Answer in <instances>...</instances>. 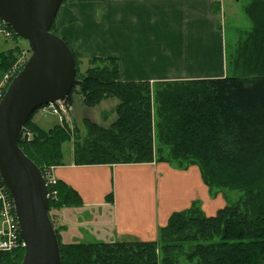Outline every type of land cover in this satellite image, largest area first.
Wrapping results in <instances>:
<instances>
[{"label": "trees", "instance_id": "16d2710c", "mask_svg": "<svg viewBox=\"0 0 264 264\" xmlns=\"http://www.w3.org/2000/svg\"><path fill=\"white\" fill-rule=\"evenodd\" d=\"M246 13L252 17L255 35L253 51L246 46L243 54L244 67L251 74L247 77L165 82L154 93L149 82L122 81L118 59H93L82 73L74 53L76 85L86 105L96 107L110 98L119 103L112 127L86 120L96 136L77 146L76 165L155 162L159 154L154 135L156 94L163 120L158 135L171 147V158L199 165L211 191L214 187L238 190L242 196L214 216H205L202 209L196 213L197 203L175 212L161 228V263L159 241L64 243L57 230L63 264H180L178 253L186 254L193 264H264V0H253ZM55 23L52 31L58 34ZM19 53L18 48L2 55L4 72L17 62ZM72 95L73 91L67 102H73ZM33 117L26 125L33 138L22 137L20 146L42 171L64 165L62 144L70 139V129L56 125L45 130ZM54 134L62 138L55 139ZM54 189L58 200L51 202L50 211L83 204L79 193L65 182L57 180ZM24 254L25 249L0 251V264H21Z\"/></svg>", "mask_w": 264, "mask_h": 264}, {"label": "crops", "instance_id": "0c3cea01", "mask_svg": "<svg viewBox=\"0 0 264 264\" xmlns=\"http://www.w3.org/2000/svg\"><path fill=\"white\" fill-rule=\"evenodd\" d=\"M242 1L66 0L56 30L79 58L80 69L86 65L82 73L93 59L116 58L125 82L224 78L229 76L227 43L224 25L217 22ZM3 40L8 41L0 39L1 56L20 45ZM5 74L0 66V84ZM54 174L83 200L80 206L59 209L64 243L154 240L175 212L194 202L204 201L203 207L213 204L197 165L188 169L156 161L76 165L66 158L64 165L54 167Z\"/></svg>", "mask_w": 264, "mask_h": 264}, {"label": "water", "instance_id": "95a60500", "mask_svg": "<svg viewBox=\"0 0 264 264\" xmlns=\"http://www.w3.org/2000/svg\"><path fill=\"white\" fill-rule=\"evenodd\" d=\"M65 1L0 0V18L32 51L0 101V176L14 200L25 243L21 264H63L46 179L20 140L37 110L66 99L76 85L74 52L52 31Z\"/></svg>", "mask_w": 264, "mask_h": 264}, {"label": "rangeland", "instance_id": "374dc122", "mask_svg": "<svg viewBox=\"0 0 264 264\" xmlns=\"http://www.w3.org/2000/svg\"><path fill=\"white\" fill-rule=\"evenodd\" d=\"M249 1L251 2H247L243 0L240 4H238L234 12L227 11L226 14L223 15V20L221 21V19L219 18L217 22V25L219 27L224 25V29H222V31L224 32V38L227 43L226 59H227V67H228L229 76L247 77L251 75L250 70L244 67L245 59L243 57V54L246 50V46L250 49V53H251L254 49V43H255L254 42L255 35L252 33L253 31L252 28L254 25L251 20L252 17L246 13L248 6L252 3L253 0H249ZM55 26H56V23H55ZM0 39L8 40V41L3 40V42L5 43L20 44V45H17L13 49L15 50L19 48V52H20L18 56L19 58L17 62L13 65V67L9 71L6 72L5 75L11 72L20 63H24V66H25V64L28 62V58L25 57V53H27L30 56L32 54V51L29 49L28 41L24 40L23 38L17 37L14 32L13 34L12 33L10 34V31H8L7 33L0 31ZM0 57L2 56L0 55ZM85 70H86V65L82 66V68L80 69L81 72H84ZM151 86H152L154 93L158 91L160 88L165 87V85H162V83H154V84H151ZM72 99H73V102H71L72 104L71 106L73 107V111L71 113L69 112L68 115L66 114L64 115V116H67V118L65 117L66 119L64 121H61L60 115L54 114L51 110L47 108H42V107L39 110H37V112L34 114V117H33V120L37 122V124L40 123L45 128H50V127L53 128L56 125H60L64 129L66 128L70 129L71 131L70 139L67 140L66 142H63L62 144V152L64 155L65 163H66V158L69 159V161L74 162L75 151H76L77 146L86 144L90 139L96 136V134H94L92 130L89 129V127L86 125V120L97 122L101 124V126L104 128H110L112 127V124L115 122L117 118L115 109H116V106L119 104L116 98H113V99L110 98L108 100H105L104 102H102L100 105L96 107H88L85 103V99L83 95L80 94L79 85H76L74 87ZM153 104H154L153 106H154V120H155L154 135L156 138L155 147H156V150L159 152V154H157L156 162H161L159 161V159H168V163L170 160V163L173 164V166H175L176 168L188 169L189 165L187 163L189 162L180 164L179 163L180 160L174 161L173 158H171L172 157L171 147L163 143L161 139L159 138L158 124L159 122L162 123L163 120L159 116L160 105L159 103H157L156 94L154 96ZM45 130H49V129H45ZM28 131L30 132L29 133L30 136L27 137V140L30 141V139L33 138V133L30 130ZM54 138L59 140V138H62V135L54 134ZM159 149H162V150H159ZM166 162L167 161H164V163ZM197 166L200 169V166L199 165ZM45 167L49 168L47 165ZM52 169L54 172V167H52ZM202 178H203V175H202ZM209 196L211 197V199H213L212 200L213 204L205 205L203 207L204 201L193 203V204H196V203L198 204V207H195V210H194L196 213L198 212V210L202 209L205 216H214L219 211L217 210L215 212L216 208L219 207V203L221 205L220 207L222 208L225 207L227 204L232 205L240 200L242 196V192L238 190H230V189L222 190L220 188L214 187L212 191L210 190ZM213 212H215L216 214L211 215V213ZM50 216H51V219L54 223L56 230H58V233L60 234L59 228H61L62 220L60 218L59 209H51ZM163 238L164 236H162L161 228H160L157 233L156 239L150 240V241L160 242L159 247H158L160 263L163 257V249H164V245L162 243ZM188 246H190V244H187V247L185 249L188 250ZM178 259H179L180 264H193L189 262L186 254L184 253H180V254L178 253Z\"/></svg>", "mask_w": 264, "mask_h": 264}, {"label": "built area", "instance_id": "2783aa9c", "mask_svg": "<svg viewBox=\"0 0 264 264\" xmlns=\"http://www.w3.org/2000/svg\"><path fill=\"white\" fill-rule=\"evenodd\" d=\"M0 31L7 33L10 31V34H13V30H10V27L6 22L0 18ZM31 54V53H30ZM25 57L28 59L30 55L25 53ZM24 67V63H20L16 66L11 72H9L4 77V81L0 84V101L4 97L8 86L12 80L19 74V72ZM72 104L67 102L66 99L57 101L49 105H45L42 108H47L51 110L54 114L60 115L61 121H64L69 112L73 111ZM66 117V118H65ZM30 132L26 129L23 130L22 136L24 139L30 136ZM32 139V138H31ZM30 139V140H31ZM44 177L48 185V197L50 201L58 200V191L54 189V186L57 184V178L53 172V169H45L43 171ZM0 219H1V228H0V251H15L20 249H25V243L21 239L20 235V224L18 221L16 207L12 195L3 182L0 176Z\"/></svg>", "mask_w": 264, "mask_h": 264}]
</instances>
